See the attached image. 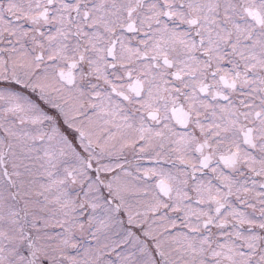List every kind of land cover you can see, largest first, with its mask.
<instances>
[{
    "label": "snow or ice",
    "instance_id": "snow-or-ice-1",
    "mask_svg": "<svg viewBox=\"0 0 264 264\" xmlns=\"http://www.w3.org/2000/svg\"><path fill=\"white\" fill-rule=\"evenodd\" d=\"M0 264H264V0H0Z\"/></svg>",
    "mask_w": 264,
    "mask_h": 264
}]
</instances>
